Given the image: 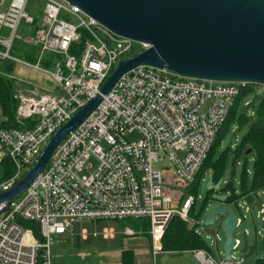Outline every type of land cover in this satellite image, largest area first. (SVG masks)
Instances as JSON below:
<instances>
[{"label": "built area", "instance_id": "obj_1", "mask_svg": "<svg viewBox=\"0 0 264 264\" xmlns=\"http://www.w3.org/2000/svg\"><path fill=\"white\" fill-rule=\"evenodd\" d=\"M41 1L43 6L38 2L29 10L30 0H0V61L23 64L54 81L50 90L27 83L26 94L14 78L17 127L0 130V164L9 158L15 173L3 190L33 167L58 129L100 93L118 61L137 55H132L135 44L139 53L150 46L115 34L66 0ZM17 40L35 49L34 61L13 53ZM251 87L260 91L247 81L188 78L149 64L125 73L0 214V264H38L40 257L43 264H57L55 239L78 220H147L153 251H162L171 219L178 215L193 224L189 212L196 202L188 194L177 206L167 190L195 182L231 109ZM244 218L239 215L238 226ZM28 223L40 227V238ZM123 233L139 232L125 226ZM101 234L109 239L115 231L105 228ZM192 255L196 264L245 262L233 252L231 262L216 260L204 249Z\"/></svg>", "mask_w": 264, "mask_h": 264}, {"label": "water", "instance_id": "obj_2", "mask_svg": "<svg viewBox=\"0 0 264 264\" xmlns=\"http://www.w3.org/2000/svg\"><path fill=\"white\" fill-rule=\"evenodd\" d=\"M117 35L149 44L122 58L93 99L51 137L34 166L8 189L0 191V214L22 195L49 163L54 151L101 103L118 80L140 64L168 68L177 74L217 82L247 81L264 85V0H66ZM251 153V149L246 154ZM213 174L207 185L223 204L205 218L215 224L225 216V260L233 261L239 214L217 194ZM225 202V203H224ZM40 230V227H38Z\"/></svg>", "mask_w": 264, "mask_h": 264}, {"label": "rangeland", "instance_id": "obj_3", "mask_svg": "<svg viewBox=\"0 0 264 264\" xmlns=\"http://www.w3.org/2000/svg\"><path fill=\"white\" fill-rule=\"evenodd\" d=\"M38 2L41 4V6H43V2L41 0H30L29 10H31V8H33ZM35 17L36 23H40L41 12H36ZM30 28L32 27L30 26ZM32 50L33 48H30L28 45H26L23 40H17L14 46L13 53L15 55L21 56ZM139 52L140 47L139 45L135 44V50L132 55L138 54ZM49 69L53 71L54 67L49 66ZM0 73L13 77L19 82L23 83L22 87L24 88L26 94H28V91L31 89L30 85L28 84H32L35 86L37 85L42 89L49 90L54 87V81L51 75L37 71L20 63L10 62L7 64H0ZM256 86L259 87L260 91H253L248 93V95L240 100L238 104L239 114L244 112L250 119L255 118L258 103L260 98L263 96L262 91H264L263 85L256 84ZM254 101L255 104H253ZM246 102H249V105H246ZM251 122L252 120L241 125L237 119L232 120L228 124L227 129L224 132L222 131L223 134L216 148V153L212 159L213 163L218 160L223 162L224 168L220 178L219 189L217 190V194L221 196H231L233 192L237 195L241 194L244 176L243 165L246 161L248 169L246 184L248 187L251 186L254 171V154L251 153L245 155V151L241 152L240 150H238L251 127ZM162 166L163 164L160 163V167ZM211 174H213V167L205 170L200 182L195 186V191L190 193L196 199L193 208L194 218L192 220L196 223L194 227L196 232L199 233L202 238L210 245L212 256L216 260H219L220 257L224 254L223 245L225 242V236L222 230V221L225 216L217 215L215 224L212 226H206L204 222L205 218L213 208L221 206L223 204V202L211 198L210 196L213 195V193H209V191L207 190V185ZM6 182L7 181L5 180L0 181V190H3L2 185ZM174 188L175 190L178 189V193L173 192V188H171L170 192L176 198V205L180 206L181 202L184 200L187 194L184 195L185 191L181 187ZM249 199L251 200L237 201V204L239 203L242 207H237L236 205L232 204L239 215L245 216L242 224H240L234 232V237L236 239H239L240 242L239 245L233 250V255H235V259L237 261L241 260V258L244 257L245 262L243 264H257L255 263L256 257L250 255L248 248L249 245L253 244L256 240L258 249H262V247L264 246V214H259L261 204H264V191L258 190L252 192L251 195H249ZM247 207H249L250 210H247ZM107 221H114L116 224H118V230H120L121 228L123 230L124 225H132L131 222L133 221V219H129L124 222L118 220H103L102 222H93L90 220L76 221L74 224H72L71 228L68 231V237L70 238L71 243L75 244L76 247L74 248V250L82 251L84 248L81 238L83 230H87L90 233H93L94 231H100V224L105 222V224L102 225V228L105 226H109ZM25 225L27 226V224ZM189 226L191 227V225ZM216 234H218L220 237L219 242L215 241ZM261 253L262 254L259 255V257L264 258V250ZM187 257L190 264H194L191 260V256L188 255ZM76 260L79 261V257H77ZM174 261L175 260H171L167 256H163L159 257V259L156 261V264H176V262Z\"/></svg>", "mask_w": 264, "mask_h": 264}, {"label": "trees", "instance_id": "obj_4", "mask_svg": "<svg viewBox=\"0 0 264 264\" xmlns=\"http://www.w3.org/2000/svg\"><path fill=\"white\" fill-rule=\"evenodd\" d=\"M35 49L29 51L25 54L26 59L30 61H34V52ZM7 64L10 63L8 61H0V64ZM264 86V85H263ZM17 87L16 80L14 78L9 77L3 73H0V130L1 129H8L17 127L16 122V109H17V102L14 98L15 90ZM254 87L249 88L245 91L236 101L234 107L231 109L230 114L227 118L226 123L224 124L222 130L217 136V139L211 148V151L208 155L207 160L205 161L199 175L197 176L195 182L192 184L193 186H188L184 188V195H188L191 192L195 191V186L200 182L204 172L206 169L213 167V181L214 183H218L221 178V174L223 172V162L218 160L215 163L212 162V159L216 153V148L219 144L221 136L223 132L227 129L228 124L232 120H238L239 123L242 125L244 123L251 122V127L243 139L242 145L239 147L238 150L241 152L251 149V153L254 154V171H253V179L251 186L248 187L246 184V179L248 175L247 169V161L244 163V176H243V185H242V192L241 194L237 195L234 192L231 196H228L226 203L228 204H237V201L240 200L244 196L251 195L252 192L262 190L264 191V91L263 96L260 98L258 103V108L255 113V118H249L244 112L239 114V101L245 98L248 93L253 92ZM255 104V101L253 102ZM223 131V132H222ZM249 153V154H251ZM15 173V166L13 162L9 158H5L3 162L0 164V181L5 180L8 181ZM174 189V188H173ZM175 190V189H174ZM173 192L178 193V189ZM2 191V190H0ZM171 193V189L167 190ZM209 193H213V191H209ZM192 195V194H191ZM212 198V195L210 196ZM193 208L189 212V218H194ZM129 220V219H127ZM118 221H126V220H118ZM132 225H124L130 226L132 228H139L140 226L143 227L145 230L149 228V222L147 220H138L133 219L131 222ZM28 227L34 229L35 234L38 238H40V234L38 232L37 225L34 223H28ZM162 246L163 250L165 251H185V250H195V249H204L211 253L210 245L202 238V236L196 232L195 228H189L188 222L181 218L178 215H175L163 236L162 239ZM262 252L264 250V246L262 247ZM42 254V251H41ZM257 264H264V258L258 257L256 259ZM43 264L42 257H40L39 263ZM123 264H133V255L131 252H124L123 254Z\"/></svg>", "mask_w": 264, "mask_h": 264}, {"label": "crops", "instance_id": "obj_5", "mask_svg": "<svg viewBox=\"0 0 264 264\" xmlns=\"http://www.w3.org/2000/svg\"><path fill=\"white\" fill-rule=\"evenodd\" d=\"M243 198L245 200H251L249 196H244L241 199ZM107 223L109 226L102 228V225L105 224L104 222L100 224V231H94L99 233L97 237L94 236V232L90 233L87 230H83L86 231V236L84 237L81 234L84 245L82 251L74 250V248H76L75 244L71 243L68 237V231L71 227L66 233L57 236L52 247L54 261L57 264H123L124 252H131L133 255V264H156L159 257L163 256L175 260L174 262H176V264H190L187 257L188 255L191 256V260L195 264L192 250L165 251L162 249V251L155 254L150 235L147 232L148 229L145 230L140 226L139 228H135V230L139 232L136 236H126L123 233L124 228L123 230L122 228L118 230V224L114 221H107ZM189 225H191V227ZM195 225V222H193V224L188 223L191 229L194 228ZM105 228H112L115 231L113 238L107 239L103 237L101 232ZM248 249L250 255L255 256L256 259L262 254V250L258 249L257 240L249 245ZM223 255L219 260L225 259V252ZM77 257H79V261L76 260Z\"/></svg>", "mask_w": 264, "mask_h": 264}]
</instances>
